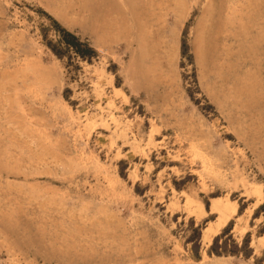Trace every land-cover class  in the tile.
I'll return each instance as SVG.
<instances>
[{
    "label": "rangeland",
    "instance_id": "rangeland-1",
    "mask_svg": "<svg viewBox=\"0 0 264 264\" xmlns=\"http://www.w3.org/2000/svg\"><path fill=\"white\" fill-rule=\"evenodd\" d=\"M0 264H264V0H0Z\"/></svg>",
    "mask_w": 264,
    "mask_h": 264
},
{
    "label": "trees",
    "instance_id": "trees-1",
    "mask_svg": "<svg viewBox=\"0 0 264 264\" xmlns=\"http://www.w3.org/2000/svg\"><path fill=\"white\" fill-rule=\"evenodd\" d=\"M51 28L55 32V40L46 38L45 35H42L43 42L58 58H63V56L66 55L71 62L75 58L90 61L96 56V50L87 41L81 40L74 33L61 27L56 21H52ZM212 249H214L217 254L221 251L213 247L210 248V251Z\"/></svg>",
    "mask_w": 264,
    "mask_h": 264
},
{
    "label": "bare ground",
    "instance_id": "bare-ground-1",
    "mask_svg": "<svg viewBox=\"0 0 264 264\" xmlns=\"http://www.w3.org/2000/svg\"><path fill=\"white\" fill-rule=\"evenodd\" d=\"M123 5V4H122ZM231 5H233V4H231ZM232 7V6H231ZM230 7V8H231ZM229 8V7H228ZM235 9V8H234ZM234 9H230V10H232V11H235ZM205 11V10H204ZM210 11V10H209ZM231 11V12H232ZM212 12V11H211ZM208 13V12H207ZM209 14V13H208ZM227 14V13H226ZM232 14V13H231ZM230 14V15H231ZM229 15V16H230ZM234 14H232V16H233ZM217 16V15H216ZM230 18H231V16H230ZM208 22V21H207ZM212 23V22H211ZM209 29V28H208ZM133 40V39H132ZM205 50V49H204ZM134 73H135V71H134ZM102 89V88H101ZM121 93V92H120ZM116 101V100H115ZM113 102V101H112ZM88 123V122H87ZM135 126V125H134ZM108 134V133H107ZM172 149V148H171ZM161 153V152H160ZM171 155V154H170ZM161 183V182H160ZM160 185V184H159ZM160 189V188H159ZM175 198V197H174ZM213 199V198H212ZM172 200V199H171ZM170 200V201H171ZM223 200V199H222ZM225 200V199H224ZM213 201V202H212ZM224 202V201H223ZM223 202H221V201H214V200H211V202H210V205H211V209L212 210H215L216 212H217V217H218V219H220V218H222L224 215H225V213H226V211H227V209L228 208H230V205L229 204H227V203H223ZM201 204V203H200ZM228 205H229V207H228ZM234 206V205H233ZM200 207V206H199ZM201 207H202V205H201ZM208 207H210V206H208ZM195 208H196V206H195ZM201 210H202V208H201ZM200 210V211H201ZM230 210V209H229ZM232 211H234V208H232L231 209ZM227 214V213H226ZM227 217V216H226ZM225 216H224V218H226ZM217 220V219H216ZM222 222H224V221H221V223ZM211 223V222H210ZM210 223L208 224V225H206V227L204 228V229H202V236L204 237V238H208L209 236H210V234H211V232H212V227H211V225H210ZM217 223V222H216ZM216 226V225H215ZM218 230V229H217Z\"/></svg>",
    "mask_w": 264,
    "mask_h": 264
}]
</instances>
